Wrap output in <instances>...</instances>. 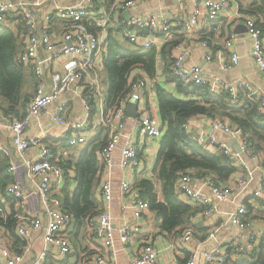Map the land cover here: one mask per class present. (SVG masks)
I'll return each instance as SVG.
<instances>
[{"label": "built area", "instance_id": "built-area-1", "mask_svg": "<svg viewBox=\"0 0 264 264\" xmlns=\"http://www.w3.org/2000/svg\"><path fill=\"white\" fill-rule=\"evenodd\" d=\"M53 0H0V24L8 26V23L16 21L21 24L22 42L24 46L23 55L20 61L32 66L35 76V90L29 99L25 113L22 117L5 116L0 112V123L2 118L7 123L11 141L15 151L22 159V163L34 184V192L40 200L41 210L34 216H20L16 223L18 236L25 240L29 234L42 228L45 220L43 241L45 247L41 253L26 263L23 253L12 251L3 240V228L6 223V215L3 214L4 222H0V264H43L47 257L49 246H54L58 250L61 258L73 252V246L69 239L68 226L71 218L60 204L59 199H51L52 187L61 186L64 182L66 170L61 167L58 157L55 156L48 143H40L36 138L27 135V128L33 118L44 113L47 107L64 93L71 85L80 86L79 91L92 88L96 93H100L99 73L97 69V58H103L106 49V35L112 26L108 16L100 13L95 7L94 0H76L70 5L53 3L43 13V25L37 26L36 14L33 7L43 5ZM143 0H116L110 8V12L124 11L134 8ZM230 0H197L189 18L184 22L183 27L186 32H191L198 27L201 20L211 21L217 18L222 10L229 4ZM100 14V15H99ZM246 28V36L250 43V56L256 69L264 73V34L254 18L247 15H239ZM53 18L58 19L63 27L61 32L52 39L50 27ZM89 26L95 28L90 30ZM171 21L168 17L159 13L148 15H134L130 17L123 27L125 39L141 48L155 47L161 41L165 42L170 36ZM158 35V36H157ZM233 37V35H231ZM161 40H160V39ZM160 41V42H159ZM206 49L205 58L211 61L213 52L209 48L207 41L202 43ZM231 42L227 41V45ZM40 48L52 53V55L41 58L38 55ZM172 59L170 70L176 78L184 83L195 85H205L212 94L219 92L227 93L232 98H237L239 92L250 99L259 101L260 107L264 110V94L252 87L245 80H234L226 82L216 73H204L196 66L186 68L185 61L190 54L188 45L178 43L172 48ZM52 57L62 58V69L55 70L45 76L49 78L51 85L49 90L45 87L44 66L48 64ZM223 69H230L237 63V55L231 57L230 62H224L219 54L216 55ZM147 86L146 80L139 78L130 85L129 93L124 97L122 103L110 113L102 112L101 127L108 134V141L102 152V160L106 167L112 163V156L120 141L122 130L125 127V107L128 103H138ZM92 96H82L84 107H90ZM63 105L58 107L53 115L55 121L61 122L60 113ZM209 120V119H208ZM190 121V120H189ZM188 121V122H189ZM211 129L221 132L227 137L235 140L239 146L236 152L231 146L216 140L211 132L202 130L196 134V140L203 144L220 149L226 154H230L237 160V164L242 165L244 158H247L254 165L253 169H247L246 175L238 176L232 184H219L211 177L193 174H182L176 182L177 197L190 206L202 208L198 213L193 214L189 223L181 230L177 240L184 244L192 239L193 223L199 217H212L218 212L219 202L234 199L232 196L243 194L251 183L252 170L262 168V161L259 153H252L250 142L242 135L240 129L231 126L229 123L220 120H210ZM188 122L184 127L188 130ZM139 126L141 132L149 138H158L162 135L161 127L149 114L140 115ZM71 130L76 132L67 138L69 146L79 145L86 141L78 131L85 129L81 123L73 124ZM33 145H39V150L33 159H27L26 153ZM244 156V157H243ZM119 166L128 171V178L121 180L119 185L120 194L125 199V206L132 210L133 221L114 228V218L108 211L109 203L112 200L113 184L109 176L103 178L99 185V192L105 206L88 220V227L98 235L105 248V252L94 253L88 264H117L115 239L117 238L122 246L127 245L134 234L140 231L141 220H145V211L149 209L146 199L135 186L136 176L143 174L141 162L138 157L136 146L131 142H126L120 151ZM9 172L15 170V164H10L7 168ZM246 170V169H245ZM69 171V170H68ZM203 182L210 189V194H203L194 187V183ZM5 192L15 199L19 208H24L27 204L28 194L25 193L17 182L8 184ZM263 184L260 183L253 193L252 198H263ZM249 206L254 208L250 201H241L236 208L228 213V220L241 230H247L248 241L242 246L233 242V238L222 245H216L212 249L204 250L202 264H234L243 258L251 256L257 249L263 232L258 234L253 222L246 218ZM2 208L0 214L2 216ZM215 231H210L208 238L214 237ZM200 251L191 252L189 259L184 262L177 261L175 264H196ZM130 264H159L156 249L148 242H143L138 246V250L133 254Z\"/></svg>", "mask_w": 264, "mask_h": 264}, {"label": "crops", "instance_id": "crops-1", "mask_svg": "<svg viewBox=\"0 0 264 264\" xmlns=\"http://www.w3.org/2000/svg\"><path fill=\"white\" fill-rule=\"evenodd\" d=\"M75 1L76 0H53L43 5L33 7V10L36 14L37 26L41 27L43 25V13L48 8H50L53 3L57 2L61 5H70ZM196 1L197 0H143L134 8L124 11L116 10L114 12H110V8L108 10L104 1L102 0H98L96 4H94L95 7L99 8L98 10L100 13H105L108 16L110 22L112 23V26L108 29V31L112 29H119L121 27L123 29L125 22L134 15L144 16L152 13H159L168 17L171 21L170 36L165 42L159 41L160 43L155 46L156 64L154 75L149 77L142 69H135L134 71L137 76H142V78L145 79L147 83L141 100L136 104V108H132L131 110L132 113L135 112L137 116L129 117L125 107V127L122 130L120 141L117 144L112 156V163L109 167H106L102 160V163H104L103 175L98 183V187L95 190V196L98 199L100 209L103 208L105 203L100 196L99 185L104 177L109 176L113 184V193L112 200L109 203L108 211L114 218V228L116 230L120 225L128 224L134 219L132 210L125 206V199L122 197L119 190L120 181L126 180L128 178V171L119 166L121 148L126 142H131L133 145H135L136 150L138 151V157L141 162L142 169H144L143 174H139L137 177L142 175L143 177L151 178L153 176V168L162 135L158 138L146 137L140 130V115L149 112V114L156 120V123L161 127L163 134L165 126L163 125L159 114L155 86H160L172 95L181 97L176 90L175 83L171 80L173 73L170 70L171 60L169 58H172L173 52L171 49V55L168 58V55L166 54L168 46L165 47L166 43L171 40H180V43L188 45L190 48V54L185 61L186 68L196 66L201 68L204 73H216L226 82L238 79L245 80L246 82L250 83L252 87L256 88L259 93L264 94V73L256 69L250 56V43L247 39L246 31L240 33L235 31V28L238 26H240L243 31L244 26L242 18L238 17V14L245 15L241 10L242 8L240 7V3L242 2L245 4L250 0H230L229 4L224 8V10H222L217 18L211 21L201 20L195 30L186 32L183 24L191 15ZM8 27L17 33V37L22 45V53L19 55L20 59V56L23 55L24 46L21 37L22 33L18 31V28H21L22 26L20 23L12 21L11 23H8ZM62 27V23L58 19L53 18L50 27L52 39H55L56 36H58L62 30ZM231 35H233V37ZM120 38L122 37L120 36ZM204 41L208 42L209 48H211V51L213 52V58L211 61H207L205 58L207 48L202 44ZM227 41H230L231 44L227 45ZM122 43L128 48L136 47L125 39L122 40ZM162 49L165 50L163 55L161 54ZM217 54L221 56L224 62H230L233 55H237L238 61L232 68L223 69L216 57ZM38 55L41 58H45L52 55V53L45 51L44 48H40ZM100 60L101 59L99 58L97 63L100 64L99 66L101 68L103 63L102 60ZM23 65L29 75L28 83L32 85L35 83L36 85L35 76L31 68L32 66L24 63ZM61 65L62 58L56 57L55 59V57H52V60L44 66V80L47 90H49L51 83L49 78L45 76V73L48 74L55 70L60 71L62 69ZM103 79H105V81H102L100 84V93H96L92 88L82 92V90L79 91V85H71L64 93H62L47 107L44 113L31 120L27 128V135L38 139L40 143H48L53 151L50 143L46 141H55V146L58 147L57 144H60L62 141H67V137L76 133L71 130L70 126L76 123H81L83 126H85V129L78 131V133L83 135L86 141L93 140L101 129V116L104 102L103 89H106L107 87V78L102 76V80ZM34 90L35 87L31 90L32 94ZM88 94L92 96L91 101L93 104L91 105L90 102V107L86 109L82 102V96H87ZM62 105L63 111L60 113L62 120L61 122H58L53 119V115L56 113L57 108ZM0 112L2 113V111ZM225 122L229 123L228 121ZM188 128V130L192 131L195 137L197 133L204 130L206 132H211L219 142H224L231 146L229 143L232 139L221 132L210 130L211 121L206 118L196 117L191 119L188 122ZM204 147L209 151L215 150L214 147L206 144ZM231 148H233V146H231ZM58 149L62 152L59 150L56 153L53 152L55 156L58 157V159L66 160L73 157L71 156L72 153L70 151L62 150L61 148ZM38 150L39 145L31 146V148L26 153V158L33 159ZM0 154L7 158L8 166L12 163L15 164L14 171L9 172L7 170L12 179L10 183L17 182L21 186L22 190L28 194L27 204L21 209L18 207L15 199L6 194L4 188L3 194L0 195V203L3 211L2 214L6 216L13 215V218L16 219V223L20 219L21 215H37L41 210L40 200L34 192V184L22 163L21 157L18 155L12 145L10 130L3 118L0 123ZM244 159L245 160L242 165L236 163L239 166V170L236 171L229 178V180L223 184L229 185L234 183L238 176L246 175L247 169L254 168V165L251 161H249L247 158ZM260 159L262 161V168L258 170H252L251 183L247 190L241 195L232 196L234 199H229L225 202H219L217 205L218 212L212 217H199L193 223L192 239L188 242H185L184 244H180L177 240L183 227L176 228L169 233L165 232L160 227L161 217L154 211L155 215H158L159 222H151V219L153 218L150 212L146 210L145 220L144 222L141 220L140 223V231L132 236L130 242L127 245L122 246L118 239H115V247L118 250L116 251L115 258L117 264H130L133 254L137 252L138 246L143 242L150 243L156 249L159 264H175L177 261L184 262L189 259L191 252L194 250L200 251V255L196 264H202L203 255L201 253L204 250L212 249L216 245H222L228 242L230 238H233V242L243 246L248 241L247 230H241L237 228L228 220V213L232 212L241 201H250L251 204L254 205V210L248 213L246 218L253 222L258 234L263 232L262 234L264 235V204H262L263 202L260 201L259 203L258 201L255 202V199H253L251 196L255 188L260 185V183L263 184L264 191L263 153L260 154ZM67 174L71 177H74L73 170L71 169ZM69 181V187L73 190L76 182L73 179ZM64 184L65 177L61 186H55V184L53 185L52 192L50 194L51 199L60 200V192L58 191L63 188ZM155 185H157V190L155 191L157 199L162 201L160 182L156 181ZM193 185L203 194H210L209 187L202 181L196 182ZM8 198H11L12 200H8ZM192 207L196 210L193 214L198 213L202 209L199 207ZM193 214L189 216L186 223H189V219ZM15 225L13 226V231H9L8 227L4 226L3 240L12 251L23 253L25 256V261L28 263L36 258L45 247L43 241L45 220L43 222L42 228L32 231L25 240H22L18 236ZM70 226L71 225L68 226V233L70 231ZM89 230L91 229L89 228ZM210 231H215L214 237L212 238H208ZM77 240L82 249L87 248L88 250H93L94 252L92 255L94 253L102 254L105 252L103 242L96 234L93 236L79 233ZM84 242L86 245H84ZM91 256H89V259ZM62 259L63 258H61L58 254L57 248L54 246H49L47 257L45 258L43 264H67ZM77 261L78 260L76 256L70 258V262H72V264H76Z\"/></svg>", "mask_w": 264, "mask_h": 264}, {"label": "trees", "instance_id": "trees-1", "mask_svg": "<svg viewBox=\"0 0 264 264\" xmlns=\"http://www.w3.org/2000/svg\"><path fill=\"white\" fill-rule=\"evenodd\" d=\"M98 0H94L96 4ZM109 10L116 0H102ZM242 12L256 20L264 34V0H250L240 3ZM85 25L95 31V28ZM122 27L112 29L106 35V52L102 65L106 72V95L103 104L105 114L117 108L130 91L133 81L142 78L137 76L135 69H142L147 76L152 77L155 72V47L128 48L122 40L125 39ZM21 33L22 28H18ZM17 33L8 26L0 24V111L5 116L22 117L25 107L32 96L31 90L35 83H28V73L19 60L22 45L16 36ZM120 36L122 38H120ZM126 40V39H125ZM180 40H171L166 54L170 57L171 49ZM165 50L162 49L163 55ZM172 59L171 57L169 58ZM169 71V70H168ZM176 90L181 97H176L160 86H155L157 105L161 121L165 126L156 155L153 176L151 178L136 176L135 186L147 200L151 210L161 217L160 227L165 232H171L184 227L191 214L196 210L189 204L178 199L176 195V182L182 174H193L211 177L219 184L239 170L237 160L220 149L209 151L196 140L192 131L184 125L191 119L203 117L209 120L228 121L233 127L240 129L242 135L250 142L252 153L264 154V110L259 101L247 98L242 92L238 97L232 98L227 93L212 94L205 85L184 83L172 75ZM93 102L91 101V105ZM108 140V134L102 127L97 136L90 141L79 145L69 146L68 141H62L55 146V141L49 142L56 153L62 150L70 151L72 158L61 160L59 164L64 170L65 184L60 192V204L71 218L69 239L73 252L62 260L72 264L70 258L76 256V264H87L89 256L94 252L87 248L82 249L77 237L79 233L95 235L88 228V220L101 209L95 190L103 175L104 163L102 152ZM62 152L61 150H59ZM7 158L0 154V195L12 179L7 172ZM73 170L74 177L69 176L68 170ZM76 182L74 189H70V181ZM161 186L162 201L157 199L155 182ZM57 192V193H58ZM8 200H12L8 198ZM263 202V198H255V202ZM1 207V203H0ZM254 210L249 206V211ZM250 213V212H249ZM5 226L13 231L16 219L13 215L6 216ZM0 222H4L0 214ZM234 264H264V235L261 236L259 246L248 258H243Z\"/></svg>", "mask_w": 264, "mask_h": 264}, {"label": "rangeland", "instance_id": "rangeland-1", "mask_svg": "<svg viewBox=\"0 0 264 264\" xmlns=\"http://www.w3.org/2000/svg\"><path fill=\"white\" fill-rule=\"evenodd\" d=\"M14 33H15V32H14ZM15 35H16V34H15ZM16 36H17V35H16ZM105 51H106V49H105ZM98 59H99V58L96 59V62H98ZM100 59H101V58H100ZM101 60H103V58H102ZM101 60H100V61H101ZM99 65H100V64L97 63V69L99 68L98 73H99V79H100V84H101L102 81H105V79L102 80V76H104V77L106 78V72H105V69L102 67V65H101V68H100ZM100 74H101L102 76H101ZM106 90H107V89H105V88L103 89V91H104V93H103V99H105ZM103 104H104V102H103ZM103 113H104V111H103ZM104 114H105V113H104ZM67 138H68V137H67ZM107 141H108V140H107ZM149 159H150V158H149ZM144 160H146V159H144ZM156 186H157V185L154 186L155 191L157 190V189H156ZM148 211L150 212V214H151V216H152V218H153V219H151V222L158 223V222H159V220H158V219H159V218H158V215H155V212L152 211V210H150V209H148ZM84 245H86L85 242H84Z\"/></svg>", "mask_w": 264, "mask_h": 264}, {"label": "water", "instance_id": "water-1", "mask_svg": "<svg viewBox=\"0 0 264 264\" xmlns=\"http://www.w3.org/2000/svg\"><path fill=\"white\" fill-rule=\"evenodd\" d=\"M235 31H237L239 33L240 32H244V31H246V28H245V26H243V31H242V28H240V26H238V27L235 28ZM136 104L137 103H128L127 104L126 111H127V114H128L129 117H136L137 116V114L135 112L132 113V111H131L132 108H134V109L136 108ZM229 144L231 146H233V148H234V150L236 152H239V146H238V144L236 143L235 140H231Z\"/></svg>", "mask_w": 264, "mask_h": 264}]
</instances>
